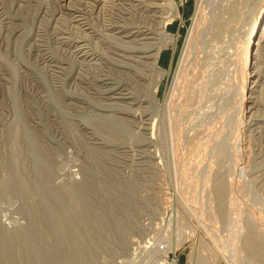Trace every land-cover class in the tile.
Here are the masks:
<instances>
[{"label": "rangeland", "instance_id": "374dc122", "mask_svg": "<svg viewBox=\"0 0 264 264\" xmlns=\"http://www.w3.org/2000/svg\"><path fill=\"white\" fill-rule=\"evenodd\" d=\"M72 1L0 0V264L261 263L244 238L264 247V63L240 119L231 26L173 81L196 0ZM139 15L162 75L143 45L121 57Z\"/></svg>", "mask_w": 264, "mask_h": 264}, {"label": "bare ground", "instance_id": "6f19581e", "mask_svg": "<svg viewBox=\"0 0 264 264\" xmlns=\"http://www.w3.org/2000/svg\"><path fill=\"white\" fill-rule=\"evenodd\" d=\"M72 0H68V3H70ZM99 1V0H98ZM109 1V0H108ZM150 1V0H149ZM209 0H196V6H195V10H194V13H193V22H192V25L190 26L189 30H188V33L186 35V38L184 40V44H183V47H182V51H181V55H180V58H179V62H178V65H177V69H176V74H175V78H174V82L176 83V87L179 86L180 82L182 80L181 79V76H182V72H184L185 70H183L185 68V66L187 65L186 63L188 62V59L190 58L191 56V53L193 52L194 48H197L199 47L200 43L202 41H204V34H205V38L209 41V40H213L215 37H216V34L217 33H220V32H223L225 30H228L227 28H229V26L232 27V31H231V36L230 37H233L235 35V37L233 38H236L239 40V44H237L239 46V48L237 49V47H235V49L237 50H233L235 51L234 53L237 55L234 57V62H237L238 63V66H239V62L238 61H235L236 60H239L241 59V65L239 66L241 72H242V80H241V90L239 92L240 94V109L238 110V114H237V117H239L240 119L244 116H249L251 113V111L253 112V108L255 107V103H254V99H253V96H251V93L250 94H246L245 90H248L251 92V88L252 86L248 87V83H252V85H255L257 84L256 82L257 81V73L256 72V63L257 61H260L259 62H263L264 63V48L262 49V46L264 45V0H219V8H218V11L217 14H214L216 17L213 19V18H210L209 16V19H212L210 22H208V18H207V14L208 13H205L206 11V5L209 4L208 2ZM217 1V0H215ZM214 1V2H215ZM67 2V0H66ZM73 2V1H72ZM97 2V1H95ZM103 2V1H102ZM107 2V1H106ZM208 2V3H207ZM110 3V2H109ZM112 3V2H111ZM217 3V2H216ZM95 4V3H94ZM100 4V3H99ZM104 4V2H103ZM107 5V4H106ZM146 5V4H145ZM167 5H169L168 7L172 10H174L176 7V5L173 3L172 0H168L166 2V7ZM212 5V4H211ZM116 6V5H115ZM132 6V4H131ZM155 6V5H154ZM103 7V6H102ZM110 7V6H109ZM124 7V6H123ZM38 8V7H37ZM100 8V7H99ZM118 8V7H117ZM133 8V6L131 7ZM174 8V9H173ZM128 9V8H127ZM135 9V8H134ZM133 9V10H134ZM217 9V8H216ZM98 10V9H97ZM129 10H131L129 8ZM138 10V9H137ZM101 11V10H100ZM154 11V10H153ZM103 12V11H102ZM125 12V11H124ZM137 12V11H136ZM135 12V13H136ZM141 12V11H140ZM208 12V11H207ZM112 13V12H111ZM115 13V12H114ZM131 13V12H130ZM90 14V13H89ZM129 14V13H128ZM132 14V13H131ZM134 14V13H133ZM35 16V15H34ZM155 16V15H154ZM57 17V16H56ZM106 17V16H105ZM114 17V16H113ZM116 17V16H115ZM139 17H141L139 19V23H136L137 25H133L134 27H137L136 30L134 31H130L127 29L128 27V24H127V27L124 26V30L123 31H119L120 33L122 34H119L117 35L116 37H118L120 40V42H117L118 43V46H121L119 48V50L121 49V51H123V53L120 52L121 54V57H127V58H135L133 57L132 55H126L125 54V51H129L135 47L136 49L138 48L140 50V48L142 47L141 44L139 47L135 46V45H132L133 41H140L142 40L143 38L147 37L146 35V29L142 28L144 27L145 22H147L146 20L143 19L142 15ZM146 17V15L144 16ZM165 17V16H164ZM80 18V17H79ZM129 18V17H128ZM127 18V19H128ZM133 18V17H132ZM159 18V17H158ZM82 19V18H81ZM104 19V18H103ZM118 19V17L116 18ZM122 19V17H121ZM127 19H123V23L121 24V27L127 23ZM77 20V19H76ZM115 20V19H114ZM166 20V19H165ZM165 20L162 19V16H160V22L161 23V27L159 30V34H160V37L162 41H166V38H168V41L172 40V35H167V34H164L166 32V24L165 23ZM118 21V20H117ZM120 21V20H119ZM132 21V20H131ZM159 21V19H158ZM135 22V21H134ZM157 22V21H156ZM130 23V22H129ZM116 25V24H114ZM149 25V24H148ZM147 25V26H148ZM79 26V25H78ZM119 26V25H118ZM153 26V25H152ZM157 26V25H156ZM69 27V26H68ZM85 27V26H84ZM131 27V25L129 26ZM210 29L209 33L207 32V29L205 30V28ZM108 28V27H107ZM126 28V29H125ZM219 29V30H218ZM98 31V30H97ZM114 31V30H113ZM151 31V30H150ZM156 32V31H155ZM212 32V33H210ZM77 33V32H76ZM153 33V31L151 32ZM226 33V31H225ZM229 33H230V30H229ZM209 34L211 36H209ZM76 35V34H75ZM109 35H112V34H109ZM142 35V36H140ZM163 35H167V37L163 36ZM230 35V34H229ZM68 36V35H67ZM163 36V37H162ZM215 36V37H214ZM218 36V35H217ZM49 37V36H48ZM84 37V36H83ZM96 37V36H95ZM136 37V38H134ZM108 38V36H107ZM134 38V39H133ZM34 39V38H33ZM46 39V38H45ZM77 39V38H76ZM235 39V40H236ZM48 40V39H47ZM105 40V39H104ZM153 40V39H152ZM226 40V39H225ZM98 41V40H97ZM147 41V40H145ZM155 41V40H154ZM206 41V40H205ZM204 41V42H205ZM151 42V41H150ZM153 42V41H152ZM235 42V41H234ZM35 43V42H34ZM86 43V42H85ZM146 43V42H145ZM148 43V42H147ZM214 43V42H213ZM216 43V42H215ZM46 44V43H45ZM134 44V43H133ZM150 44V43H148ZM153 44V45H152ZM151 45H148L150 47H148L147 45H143V47L145 48L144 50L147 51V49H149L147 54H144L145 56V60L150 58L151 60H147L145 63L143 64H146V63H149L151 67H153L160 75L164 74L165 72H167L166 69H164L160 64H159V58H160V54H161V50L162 49V42L160 41V44H158L157 42L155 43H152ZM202 44L204 43H201L200 46H202ZM211 44V43H210ZM112 45V44H110ZM93 46V45H92ZM219 46V45H218ZM75 47V46H74ZM82 47V46H81ZM98 47V46H97ZM142 47V48H143ZM216 47V46H215ZM220 47V46H219ZM264 47V46H263ZM78 48V47H77ZM202 49L204 48L203 46L201 47ZM200 48V49H201ZM212 48V47H211ZM217 48V47H216ZM118 49V48H117ZM234 49V48H233ZM108 50V49H107ZM112 50V49H111ZM114 50V49H113ZM135 50V49H134ZM210 50V49H209ZM214 50V49H212ZM133 51V50H132ZM204 51V50H203ZM211 51V50H210ZM232 51V50H231ZM232 51V52H233ZM135 52V51H134ZM201 52V51H200ZM209 52V51H208ZM81 53V52H80ZM143 53V52H142ZM199 53V52H198ZM204 53V52H203ZM202 53V54H203ZM206 53V51H205ZM232 53V54H234ZM73 54V53H72ZM116 54V52H115ZM130 54V53H129ZM222 54V53H221ZM227 54V53H226ZM231 54V56H232ZM97 55V54H96ZM123 55V56H122ZM126 55V56H125ZM137 55V54H136ZM141 56H143L142 54H140ZM193 53H192V56L191 58L193 57ZM197 55V54H196ZM65 56V55H64ZM74 56V55H73ZM131 56V57H130ZM135 56V55H134ZM138 56V55H137ZM136 56V57H137ZM198 58H199V55H197ZM196 56V57H197ZM221 56V55H220ZM226 55H224L225 57ZM91 57V56H90ZM103 57V56H102ZM116 57V56H115ZM118 57V56H117ZM140 57V56H138ZM210 57V56H209ZM74 58V57H73ZM195 58V57H194ZM197 60H200L198 59ZM219 58V57H218ZM223 58V57H222ZM260 58V59H259ZM93 59V58H92ZM115 59V58H114ZM139 59V58H138ZM207 59V58H206ZM259 59V60H258ZM61 60V59H60ZM95 60V59H93ZM118 60V59H116ZM122 60V59H120ZM134 60V59H133ZM136 60V59H135ZM190 60V59H189ZM210 60V59H209ZM221 60V59H220ZM228 60V59H227ZM44 61V60H43ZM99 61V60H98ZM123 61V60H122ZM122 61H119L120 62V65L121 63H123ZM128 61V59H127ZM125 61V62H127ZM138 61V60H137ZM72 62V61H71ZM117 62V63H119ZM130 62V61H129ZM141 62V61H140ZM144 62V60H143ZM194 62V61H193ZM227 62V61H226ZM45 63V62H44ZM128 63V62H127ZM136 63V62H135ZM142 63V62H141ZM190 63V62H189ZM81 64V63H80ZM86 64V63H85ZM119 65V66H120ZM128 65V64H127ZM132 65V64H131ZM134 65V64H133ZM236 64L234 63V66ZM264 65V64H262ZM66 66V65H65ZM86 66V65H84ZM191 66V65H190ZM206 66V65H205ZM226 66V65H225ZM232 66V65H231ZM49 67V66H48ZM114 67V66H113ZM123 67V66H122ZM149 67V68H151ZM208 67V66H207ZM236 67V66H235ZM126 68V67H125ZM187 68V67H186ZM260 68V67H259ZM100 69V68H99ZM106 69V68H105ZM112 69V68H111ZM129 69V68H128ZM131 69V68H130ZM189 69V68H188ZM93 70V69H92ZM187 70V69H186ZM152 71V70H151ZM155 71V72H156ZM189 71V70H188ZM203 71V70H202ZM231 71V70H230ZM186 72V71H185ZM184 72V73H185ZM208 72V71H207ZM214 72V71H213ZM142 73V72H141ZM206 73V72H205ZM215 74V73H213ZM153 75V74H152ZM206 75V74H205ZM209 75V74H208ZM256 75V76H255ZM187 76V75H186ZM192 76V75H191ZM196 76V75H195ZM200 77V76H199ZM254 77V78H253ZM108 78V77H107ZM207 78V77H206ZM210 78V77H209ZM253 78V79H252ZM111 79V78H110ZM180 80V81H179ZM198 80V79H197ZM200 80V79H199ZM210 80V79H209ZM206 81V80H205ZM118 82V81H117ZM189 82V81H188ZM193 82V81H192ZM204 82V81H203ZM205 83V82H204ZM208 83V82H207ZM196 84V82H195ZM194 84V85H195ZM199 82L197 81V86H198ZM224 84V83H223ZM193 85V88L195 87ZM184 86V85H183ZM182 86V87H183ZM196 86V87H197ZM206 86V85H205ZM258 86V85H257ZM112 87H115V86H112ZM195 87V88H196ZM210 87V86H209ZM192 88V89H193ZM200 88V87H199ZM204 87H202L203 89ZM215 88V87H214ZM176 89V88H175ZM218 89V88H217ZM224 89V88H223ZM255 89V88H253ZM113 90V89H112ZM199 90V89H198ZM201 90V89H200ZM111 91V90H110ZM120 91V90H119ZM123 91V90H122ZM125 91V90H124ZM121 92V91H120ZM119 92V93H120ZM130 92V91H129ZM148 92V91H147ZM116 93V92H115ZM118 93V92H117ZM118 93V94H119ZM179 93V92H178ZM186 93V92H185ZM201 93V92H200ZM258 93V92H257ZM114 94V93H113ZM112 94V95H113ZM122 94V93H120ZM170 94V93H169ZM198 94V93H197ZM203 94V93H202ZM116 95V94H115ZM182 95V94H181ZM185 95V94H184ZM194 95V94H193ZM218 95V94H217ZM126 96V95H125ZM183 96V95H182ZM118 97V95H117ZM179 97V96H178ZM189 97V96H188ZM124 98V97H123ZM256 98V97H255ZM180 102V101H179ZM234 103V102H233ZM236 103V102H235ZM165 104V103H164ZM182 104V102H181ZM173 105V104H172ZM175 105V104H174ZM186 105V104H185ZM238 105V103H237ZM179 106V105H178ZM198 106V105H197ZM180 107V106H179ZM182 107V106H181ZM235 107V106H234ZM180 110V109H179ZM188 110V109H187ZM236 111V110H235ZM115 112V111H114ZM180 112V111H179ZM175 113V111H174ZM177 113V112H176ZM182 113V111H181ZM173 114V112H172ZM190 114V113H189ZM174 115V114H173ZM182 115V114H181ZM190 116V115H189ZM192 116V115H191ZM175 117V116H174ZM173 117V118H174ZM188 117V116H187ZM179 118V117H178ZM189 118V117H188ZM192 118V117H191ZM189 118V119H191ZM147 119V118H146ZM153 119V118H152ZM171 120V118L169 119ZM175 120V119H174ZM239 120V119H238ZM245 120V119H244ZM133 121V120H132ZM178 121V120H177ZM188 121V119H187ZM141 122H143L141 120ZM145 122V121H144ZM238 125V123H237ZM244 125V124H243ZM240 126V125H239ZM242 126V125H241ZM240 126V127H241ZM238 127V126H237ZM239 127V128H240ZM178 128V127H177ZM192 128V127H191ZM242 128V127H241ZM145 129V128H144ZM168 129V128H167ZM172 129V128H171ZM190 129V128H189ZM238 129V128H237ZM156 130V129H155ZM178 130V129H177ZM242 130V129H241ZM175 131V130H174ZM238 134V133H237ZM236 134V135H237ZM242 134V133H241ZM153 135V134H152ZM150 136V135H149ZM180 136V135H179ZM186 136V135H185ZM239 136V135H237ZM236 136V137H237ZM188 137V136H187ZM147 139V138H146ZM236 139V138H235ZM239 139V137H238ZM237 139V141H239ZM202 140V139H201ZM204 140V139H203ZM184 142V141H183ZM186 142V141H185ZM244 142V141H243ZM239 143V142H238ZM235 144V145H238ZM147 144V143H146ZM174 145V143H172ZM182 144V143H181ZM185 144V143H184ZM204 144V143H203ZM203 144H202V148H203ZM206 145V144H205ZM209 145V144H208ZM207 147V146H206ZM209 147V146H208ZM181 149V148H180ZM203 150V149H202ZM231 150V149H230ZM201 151V150H200ZM241 152V151H240ZM233 153V152H232ZM239 154V153H238ZM183 164V163H182ZM184 165V164H183ZM185 166V165H184ZM187 169V168H186ZM216 171V170H215ZM212 173V172H210ZM208 173V175L210 174ZM215 173V172H214ZM205 174V173H204ZM213 175V173H212ZM195 176V175H194ZM216 176V175H215ZM193 177V176H192ZM211 176L209 175V178ZM194 178V177H193ZM202 178V177H201ZM212 178V177H211ZM227 178V177H226ZM225 178V179H226ZM207 179V178H206ZM216 179H217V176H216ZM214 179V180H216ZM219 179V178H218ZM217 179V180H218ZM210 180V179H209ZM198 181V180H197ZM219 181H221L219 179ZM217 183V181H216ZM219 183V182H218ZM221 183L224 184L223 182V179H222V182L219 183V185H221ZM226 183V182H225ZM215 184V183H213ZM212 184V185H213ZM222 184V185H223ZM216 186V184H215ZM213 189L216 190V188H220L217 184V187L214 188V185L212 186ZM217 188V190H219ZM222 189V188H220ZM223 189H224V186H223ZM222 189V190H223ZM206 190H209L208 188H206ZM213 190V192L215 191ZM221 190V192H222ZM211 191V189H210ZM225 191V190H224ZM220 192V190L218 191V193ZM215 193H217L215 191ZM217 193V194H218ZM210 194V193H209ZM215 195V194H213ZM219 195V194H218ZM216 196V195H215ZM220 196V195H219ZM218 197V196H217ZM199 199V198H198ZM203 209V208H202ZM201 209V210H202ZM195 210V209H194ZM199 210V209H198ZM197 211V210H196ZM205 211V210H203ZM199 212V211H198ZM195 216V215H194ZM203 216V215H202ZM203 221V220H202ZM262 229L264 230V223L262 224ZM117 226V225H116ZM118 227V226H117ZM121 228V227H120ZM250 228V227H249ZM125 229V228H124ZM250 230V229H249ZM103 231V230H101ZM113 231V230H112ZM41 232V231H40ZM61 232V231H60ZM86 232V231H85ZM88 232V231H87ZM62 233V232H61ZM115 233V232H113ZM120 233V232H119ZM248 233V232H247ZM47 236V235H46ZM45 238H48V236ZM101 236V235H100ZM84 237H85V234H84ZM244 238V237H243ZM245 241L247 243V245L251 246L253 248V246H255L254 248L258 250V256H259V264H264V247H262L261 249H258L256 244L253 242V239H255V237L253 235H251V233L249 232L247 234V236H245ZM59 243V242H58ZM254 243V244H253ZM62 245V244H61ZM69 246V245H68ZM218 247V246H217ZM86 255V254H85ZM80 259V258H79ZM229 259V258H228ZM226 258V260L228 261L229 264H234L232 262H230ZM240 261V259H239ZM80 262V261H79ZM245 262V261H244ZM246 263V262H245ZM27 264V263H26ZM247 264V263H246Z\"/></svg>", "mask_w": 264, "mask_h": 264}]
</instances>
